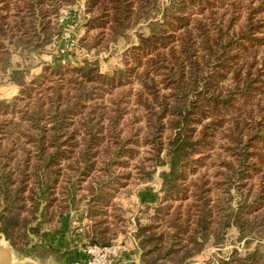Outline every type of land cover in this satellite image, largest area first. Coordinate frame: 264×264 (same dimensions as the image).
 I'll list each match as a JSON object with an SVG mask.
<instances>
[{
	"label": "rangeland",
	"instance_id": "374dc122",
	"mask_svg": "<svg viewBox=\"0 0 264 264\" xmlns=\"http://www.w3.org/2000/svg\"><path fill=\"white\" fill-rule=\"evenodd\" d=\"M67 214L264 264V0H0V239Z\"/></svg>",
	"mask_w": 264,
	"mask_h": 264
},
{
	"label": "trees",
	"instance_id": "16d2710c",
	"mask_svg": "<svg viewBox=\"0 0 264 264\" xmlns=\"http://www.w3.org/2000/svg\"><path fill=\"white\" fill-rule=\"evenodd\" d=\"M180 123H178L175 127L179 130L178 135L174 139V144L172 148L169 149V165H170V172L164 173L162 179L164 181L163 186V193H167V200L172 198V188L174 183L179 181V176L176 175L179 173V166L182 164L181 160L183 159V152L186 150V144L184 140H182L181 130L178 128ZM179 144V146H178ZM162 193V192H161ZM162 193V194H163ZM19 196V195H18ZM95 194H91L92 200H88L89 204L93 203V205L98 204V201L93 200ZM186 198V197H184ZM88 199V198H87ZM20 200V197H18ZM21 199L20 201H23ZM86 200V199H85ZM43 201V197L39 195V203ZM165 201L161 202V205L165 203ZM90 206V205H88ZM193 209V206H191ZM89 211L86 212V216L89 220H94L92 214H88ZM101 212L93 213L96 217L97 214L99 215ZM124 224L125 221H120ZM113 226V227H112ZM117 224H110L107 221L103 222H91V224H87L84 227V236L87 238L86 244H94L100 246H109L113 243L117 242L120 233L117 229ZM138 232L134 236L137 246L141 251V264H188V262L195 256L193 254L188 253V245H183L182 241L177 239V236H173L171 239H166L165 234L160 232H154L157 229H160V226H143L138 221ZM179 229V228H177ZM8 238L9 235L5 231ZM126 232H124L125 234ZM18 252L24 251L20 249L18 246L13 245ZM186 251L185 255L180 258V253Z\"/></svg>",
	"mask_w": 264,
	"mask_h": 264
},
{
	"label": "crops",
	"instance_id": "0c3cea01",
	"mask_svg": "<svg viewBox=\"0 0 264 264\" xmlns=\"http://www.w3.org/2000/svg\"><path fill=\"white\" fill-rule=\"evenodd\" d=\"M143 197L145 205H157L161 201L162 194L155 191V194L147 193ZM140 197L143 195H139ZM136 195L132 197L130 204L134 207ZM129 201V200H128ZM129 210V208L127 209ZM72 215H62L51 227L45 229L34 243L24 251L16 249L17 264H86V256L83 247L87 243L84 230L73 227ZM87 224V220H84ZM128 235V234H127ZM126 236V235H125ZM123 249L112 264H140L141 252L134 238L121 237ZM119 240V238H118Z\"/></svg>",
	"mask_w": 264,
	"mask_h": 264
},
{
	"label": "built area",
	"instance_id": "2783aa9c",
	"mask_svg": "<svg viewBox=\"0 0 264 264\" xmlns=\"http://www.w3.org/2000/svg\"><path fill=\"white\" fill-rule=\"evenodd\" d=\"M122 249V242H115L109 246L86 244L83 252L86 256V264H112Z\"/></svg>",
	"mask_w": 264,
	"mask_h": 264
},
{
	"label": "water",
	"instance_id": "95a60500",
	"mask_svg": "<svg viewBox=\"0 0 264 264\" xmlns=\"http://www.w3.org/2000/svg\"><path fill=\"white\" fill-rule=\"evenodd\" d=\"M16 251L11 243L5 239H0V264H17Z\"/></svg>",
	"mask_w": 264,
	"mask_h": 264
}]
</instances>
